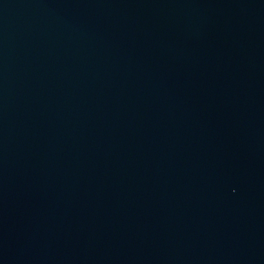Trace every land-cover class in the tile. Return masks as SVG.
<instances>
[{"label":"water","instance_id":"water-1","mask_svg":"<svg viewBox=\"0 0 264 264\" xmlns=\"http://www.w3.org/2000/svg\"><path fill=\"white\" fill-rule=\"evenodd\" d=\"M0 264H264V0H0Z\"/></svg>","mask_w":264,"mask_h":264}]
</instances>
